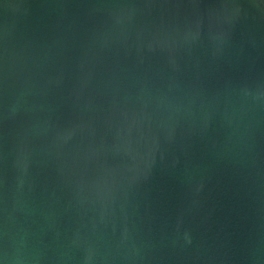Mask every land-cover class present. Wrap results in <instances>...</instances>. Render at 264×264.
<instances>
[{
	"label": "water",
	"instance_id": "water-1",
	"mask_svg": "<svg viewBox=\"0 0 264 264\" xmlns=\"http://www.w3.org/2000/svg\"><path fill=\"white\" fill-rule=\"evenodd\" d=\"M0 264H264V0H0Z\"/></svg>",
	"mask_w": 264,
	"mask_h": 264
}]
</instances>
